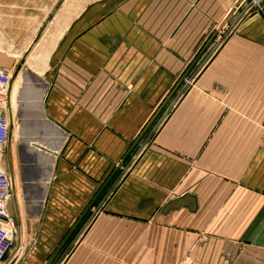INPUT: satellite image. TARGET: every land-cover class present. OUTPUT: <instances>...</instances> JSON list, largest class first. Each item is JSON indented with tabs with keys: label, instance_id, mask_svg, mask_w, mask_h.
Listing matches in <instances>:
<instances>
[{
	"label": "crops",
	"instance_id": "1",
	"mask_svg": "<svg viewBox=\"0 0 264 264\" xmlns=\"http://www.w3.org/2000/svg\"><path fill=\"white\" fill-rule=\"evenodd\" d=\"M215 1L73 18L18 72L0 153L16 246L2 264H44L117 167L51 264H264V11L233 13L119 166L155 85L163 102L232 7L218 20Z\"/></svg>",
	"mask_w": 264,
	"mask_h": 264
},
{
	"label": "rangeland",
	"instance_id": "2",
	"mask_svg": "<svg viewBox=\"0 0 264 264\" xmlns=\"http://www.w3.org/2000/svg\"><path fill=\"white\" fill-rule=\"evenodd\" d=\"M122 1L0 0V69L9 72L11 77L9 89L18 72L22 68H28L34 58H39L37 56L39 50L45 48L55 38L57 28L60 31L63 30L73 18L75 24H78L80 20H86L88 25H95L103 14L111 12ZM234 2L235 0L215 1L216 12L220 13L218 20L233 6ZM241 5L247 11L256 9L264 11V0H244ZM81 10L83 11L81 16L74 17ZM153 90L155 95L151 98V110L146 120L162 102L159 83ZM6 108L7 104L1 110L4 115H6L4 112ZM5 147L0 150V153L5 150ZM0 169L4 168L0 166Z\"/></svg>",
	"mask_w": 264,
	"mask_h": 264
},
{
	"label": "built area",
	"instance_id": "3",
	"mask_svg": "<svg viewBox=\"0 0 264 264\" xmlns=\"http://www.w3.org/2000/svg\"><path fill=\"white\" fill-rule=\"evenodd\" d=\"M11 77L7 70L0 69V150L9 140V118L1 113L7 104ZM12 182L9 173L0 169V264L7 254L16 246L15 218L9 211Z\"/></svg>",
	"mask_w": 264,
	"mask_h": 264
},
{
	"label": "water",
	"instance_id": "4",
	"mask_svg": "<svg viewBox=\"0 0 264 264\" xmlns=\"http://www.w3.org/2000/svg\"><path fill=\"white\" fill-rule=\"evenodd\" d=\"M244 0H236L234 5L230 8V10L225 15L224 19L220 23L218 29L212 34L210 39L207 41V43L204 45L203 49L200 51L198 57L195 59V61L186 69L184 74L180 77V79L177 81L175 86L172 88L168 96L164 99V101L161 103V105L157 108L155 113L152 115L150 120L147 122V124L144 126L140 134L137 136L136 140L133 142L131 147L128 149L126 154L124 155L122 161L119 163V166H121L129 157V155L133 152V150L136 148V146L139 144V142L143 139L145 134L148 132V130L151 128V126L154 124V122L157 120L163 109L167 106L169 101L173 98L179 87L184 82L185 78L188 76L190 71L192 70L195 62L199 59V57L206 51V49L209 47V45L213 42V40L217 37L219 31L223 28V26L227 23V21L230 19V17L233 15V13L236 11V9L241 5V3ZM118 167L114 169V171L110 174V176L105 180L104 184L101 186V188L98 190L96 195L93 197V199L90 201V203L87 205V207L84 209L80 217L77 219V221L74 223V225L71 227V229L68 231L66 236L63 238V240L59 243L58 247L54 250L52 255L46 260L44 264H51L54 259L56 258L57 254L60 252V250L65 246L67 241L70 239L72 234L75 232L77 227L80 225L82 220L86 217V215L89 213L95 202L99 199V197L102 195V193L105 191L109 183L112 181L113 177L118 171Z\"/></svg>",
	"mask_w": 264,
	"mask_h": 264
},
{
	"label": "bare ground",
	"instance_id": "5",
	"mask_svg": "<svg viewBox=\"0 0 264 264\" xmlns=\"http://www.w3.org/2000/svg\"><path fill=\"white\" fill-rule=\"evenodd\" d=\"M76 15V14H75ZM55 32V31H54ZM56 36H58L57 34H56ZM59 39V38H58ZM54 40H55V38H53V40L44 48V50H43V54H42V56L45 58V57H47V55L49 54V52H50V49L52 48V46H54ZM41 55V54H40ZM41 57V56H40ZM49 57V56H48ZM39 59V58H38ZM46 59V58H45ZM47 60H48V58H47ZM42 61H43V58H42ZM47 62V61H46ZM46 62H44V63H46ZM34 64V63H33ZM48 65V64H47ZM37 67V66H36ZM40 68V67H39ZM38 69V68H37ZM44 70V69H43ZM42 70V71H43ZM39 73V72H38ZM17 78V77H16ZM22 79V78H21ZM17 86V85H16ZM21 86V85H20ZM31 87V86H30ZM29 87V89L31 90V88ZM34 89H35V87H34ZM37 90H38V88H37ZM37 90H36V92H37ZM11 91V90H10ZM35 91V90H34ZM42 91H43V89H42ZM26 93V92H25ZM27 93H29V92H27ZM30 94V93H29ZM33 94V93H32ZM36 94H38V93H36ZM26 95V94H25ZM39 95H41L40 93H39ZM32 97H34V96H32ZM27 98V97H26ZM35 98V97H34ZM33 98V99H34ZM40 98V97H39ZM24 102V101H23ZM39 103V102H38ZM41 104V103H40ZM39 107V106H38ZM33 108V107H32Z\"/></svg>",
	"mask_w": 264,
	"mask_h": 264
}]
</instances>
